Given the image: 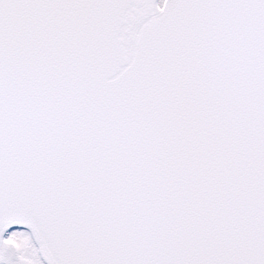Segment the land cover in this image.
I'll return each mask as SVG.
<instances>
[{"label":"snow or ice","instance_id":"snow-or-ice-1","mask_svg":"<svg viewBox=\"0 0 264 264\" xmlns=\"http://www.w3.org/2000/svg\"><path fill=\"white\" fill-rule=\"evenodd\" d=\"M0 264H264V0H0Z\"/></svg>","mask_w":264,"mask_h":264}]
</instances>
